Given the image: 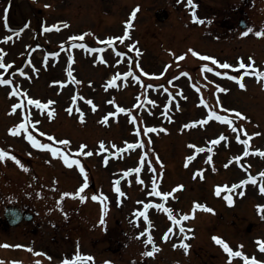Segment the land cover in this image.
I'll list each match as a JSON object with an SVG mask.
<instances>
[{"label": "rangeland", "instance_id": "374dc122", "mask_svg": "<svg viewBox=\"0 0 264 264\" xmlns=\"http://www.w3.org/2000/svg\"><path fill=\"white\" fill-rule=\"evenodd\" d=\"M7 1L12 3V20L14 21L15 18V21L18 24L22 23L20 12L22 9H28V7L31 6H39L37 7V18H34L35 16L33 17L31 12L27 10L31 19L36 22L35 27L38 26L41 19L48 24V22H54L53 20H56L60 15L63 17L64 13V20H70V11L72 14V20L76 23L75 26L77 29L81 30L84 27L88 28L89 32L92 33L90 37L93 40H91L98 45L101 44L102 41L104 44L107 41L106 38L109 39L110 37H113V34L118 37L122 31L120 24L121 21L127 18L125 15H127L128 11H131L136 7L135 5L137 3H140L142 10L138 11L136 14V22L134 23L136 28L133 31V37L140 40L139 49L141 52L140 55H137L134 49L130 53V56H128L125 67L127 70H130L131 60L134 59L135 62L133 66L135 67L136 72H142L140 71V68L142 67L144 71L149 73L147 79H150V81L156 82L161 80L166 81L171 78L174 79L172 82V88H174V92L178 95V101H172L171 103L173 107L172 112H169V114L172 115L171 120L161 123L160 104L162 103L164 96L162 99L158 96H151V92L147 90V96L149 98L146 99L149 103L148 105L151 106L153 110V115H150L153 117L147 116L146 119L143 118L141 124L143 125L147 122L151 124L158 123V127L155 124L149 126L155 127L157 131L146 132L145 129H147L148 126L138 125L141 132L137 133L135 131L137 127H132L130 125L128 117L129 112L119 113L116 105L118 104L121 107H125L129 109V111H132L133 108L145 98L143 95L141 99L138 97H132L135 94L134 91L139 90L140 86H138V84H131L134 87H132L126 96L124 92L121 91H118L121 93H118L117 91L113 92V90L110 93L103 92L105 90L101 86L104 82L102 77L106 76L109 71L107 72V70L101 66L99 68L90 67V69L87 70L85 67L77 64L75 59L81 53L68 45H72L74 42L77 43L76 39L73 40L71 38H77L82 34L73 32L72 30L68 31L71 33L73 32L70 38V35L67 34L68 32L58 33V35L56 33L55 38H52L53 35L52 37L50 34L46 35L48 36V39L45 37V40L48 41V51L50 50L54 53L53 57L48 60L49 70L46 71L45 67L41 68L39 70V75L35 77L37 80H35L34 75H32L29 79V82L32 80L30 82L31 87H28V82L25 81L20 85L21 90L17 86L19 92H26L28 94L25 96L27 99L29 97H34L46 101H55V103H53L55 105L53 110L55 111L56 109L55 114L61 115L59 116L60 119L64 120L63 123L60 124H49L47 118L48 112L45 111V109L33 112V117L38 119L37 122L45 123V127L42 125L40 126L42 132H40L41 135L38 136L37 139L41 142L51 143L53 146L58 145L59 140H70V145H61V147H65L66 150L71 149L70 158L80 160L84 167L86 166V169H89L91 174H96L109 181H112L110 175L116 169H121L125 161H131L127 164L131 165L134 162L136 165L140 166L141 156H144V154L147 153V155L144 156L145 163L143 166L146 167L145 171L148 175L151 174V176H153L152 181L155 179L160 190L169 192L173 189H177L178 185H184L182 189H177L173 193V196L169 197V200L171 201L172 206L176 203V209L179 211L181 210V212H184L185 214H190L191 223L197 228V232L200 236L196 240V242H198H193L195 248L192 249L190 253H186L184 250H180L178 253L169 250L172 246L169 244V241V243L165 245L166 249L159 251V254H164V257L162 258L163 261L158 262V260H154L155 257L161 256L155 255L154 253V255H151L154 256L151 257V264H223L221 261L214 262L212 259L209 260L211 251L214 248L212 247V250L209 248L211 245L208 241L210 240L216 243L212 239L213 236L221 235L223 238L226 237L227 240L230 241V245L232 244L233 247H236L239 244V240L243 242V247L245 248L253 246V243L249 241L251 236H256L264 232L259 228V221L256 220L258 217L262 220L263 214L258 207L257 209L252 210L250 206H240L239 201H237L239 204L237 207H232L228 204L226 206V203L221 204L215 201L216 197L214 191L217 185L215 182L222 178L220 176H211L213 174L209 175L211 178H208L209 176L207 175L210 166H208V170H206V166L208 162L211 163V165L214 163L216 154L215 157H213V152L215 153L218 151L217 160L218 163L221 164L228 155H235L238 153L236 151L245 150L246 146L242 141L249 140V137H251V139L249 140L247 148L260 144L261 145L258 147H264V81L258 80L254 75L249 78L247 76L248 74L246 75L249 71L242 72L241 74H238V72L235 71V66L239 65L241 60H244L249 64L254 62L257 68L264 70V40L256 41L251 32L245 30L243 32L247 33V35H244L243 32H241L242 30L238 31L239 28H237L239 11L243 10L247 2H249L250 7L255 10L259 0H194L195 5L198 6L196 9L197 15L205 20L203 33L202 30L199 29L196 33V37L201 36L198 42H196L194 37L190 38V36H193L190 34V28L189 34H187V31L184 29L183 22L187 24L190 18L189 15L184 14V11H188L192 15L190 8L187 6V0H38L37 4L32 3L31 6L30 4H27L28 2H24L23 0H6V2ZM28 1L34 2L35 0ZM1 6L2 3H0V7ZM158 7L168 9L171 14L174 15L171 17L170 21L156 22L157 20H154L152 14ZM23 12L24 14L27 13L26 10ZM254 13L255 11L252 14ZM67 16L69 17L67 18ZM209 20L211 23H208ZM80 22H85V25H82V23L80 24ZM248 27L254 32L255 29L253 25L249 24ZM171 28L177 30V33L180 34L177 36V42L180 44V47L175 52L169 54L167 49L170 47L173 48V35L171 34ZM180 28L184 30L182 31ZM179 30L181 31L179 32ZM28 32L30 35L33 33L32 29H29ZM59 38L64 40V42L67 41V44L64 46L68 47H60L58 49L56 46L60 43ZM39 39H24L23 42L25 48L22 53L19 51L22 49V42L19 44V49L13 40L9 43L0 42V49H3V52L0 53V55L3 56V62L5 64L18 65L25 60H37L34 50L39 54L40 49L36 46L40 45V48H42L47 45L46 43L39 41ZM190 45L194 46L196 49L193 50L200 52L202 56H212L222 63L227 62L233 65L232 68L221 69L219 64H214L213 61L203 59L209 67L214 68V72L215 69H220L217 72L227 71L229 73V76L227 77L213 74V77L209 78L210 93H207L203 86L199 87L197 85V87H195L194 80L183 79V77L178 80L174 78L183 70L188 73L187 76L192 75L191 79L196 77V79L199 80L203 75V73H201V75H194L193 68L190 66H193L195 62L191 57L188 58L186 56L182 60L176 59V56L181 55L177 52L179 50H184L186 46L190 47ZM35 47L36 49H34ZM90 47H92L91 44ZM202 47L204 48L202 49ZM100 50L102 53L98 58L102 60V63H106L105 57H110L107 45L100 47ZM60 53L61 55L66 56L67 61H70L67 69L70 67L74 72L79 74L75 75L73 72V77L75 79H69V77H67V80L63 79L62 75H67V70L58 67L57 57ZM105 54L107 56H105ZM14 55H21L22 57H20L19 60L18 58H15ZM192 55L194 54L192 53ZM194 56L200 57L196 55ZM78 59L80 60V58ZM81 59L83 58L81 57ZM175 59L177 61H175ZM61 60L63 62L64 58ZM92 60L94 61V59ZM137 60H140V63L137 62ZM110 62H112V60ZM110 62H108L109 64L107 63V65H110ZM137 63H139L140 67L136 66ZM15 70L16 69H13L11 72L12 76L16 78L15 82L23 80L22 78H18L19 74H17ZM9 74L10 68H0V78L7 79ZM232 75L242 76L246 87L243 89L240 88L239 81L231 79ZM254 80L262 82L263 86L261 89L258 88ZM61 81L64 83H60ZM93 81L99 86L98 89L95 88ZM249 82H252V84L250 85ZM218 85L229 89V91L218 92ZM73 89H78L80 91L79 97L84 96L85 98L91 99L93 102H95V99L99 100L102 103L101 106H97L96 110L93 111L92 106L87 102L82 105L76 103L75 107L81 108L77 111L76 108L69 103L72 102L71 98L77 93ZM98 92H102L104 95L99 97ZM10 93L11 88L9 86L0 85V147L17 156L25 167L21 168L10 157L0 160V166L4 168V170H2L3 172L0 170V179L5 176H12L2 182L3 187L8 189H16L19 187H28L30 189V187H32L36 189L40 185H43L45 186L44 191L46 194L47 192L57 190V188H55L56 185L60 187L62 182L68 180L74 190L77 191L78 188L76 181L82 185L84 179L80 177L74 180L70 175L75 174L76 169L79 170L78 165L68 166L65 164L64 169L59 171L58 164H56L55 167L56 157L51 156L50 150L35 148L31 142L27 140L26 132L23 130H20L18 134H12L10 129L17 126L20 121L23 120L24 116L17 113L18 111H12V106L17 101V98L14 94ZM201 94L205 100L208 97L212 98L211 96L213 95L214 102L208 104L209 108L217 111L220 115H227L233 120V124L229 125L216 119H213V121L207 120L206 114H208L209 109L206 108L207 105L199 104L200 98H202ZM93 96L97 97L94 99L92 98ZM218 96L219 102L215 99V97ZM110 97L114 98V100L116 99V104L114 107L112 105L111 108H105L104 105L106 102L110 104ZM63 99H65V101ZM151 101H155L156 103L153 104ZM62 104L63 106L61 107L60 105ZM220 104H223L224 108H221ZM70 107L73 109L71 113L68 111ZM225 108L238 110L243 116L238 118L234 111L226 112L224 110ZM81 112L84 115L83 121L80 120ZM110 112H116L117 115L109 116L108 122L104 123L103 117ZM18 114H20V116H18ZM30 117L32 118L31 115ZM59 117H53L51 120L55 122ZM244 117L247 118L245 119ZM201 120L205 121V123H197L199 124L198 126L185 127V125L190 124L193 121L199 122ZM233 127L236 129L235 131H233ZM164 129H167L168 131H164ZM42 133L47 135H42ZM224 133L227 134L224 135V139L221 140L219 144H216L215 146V144L210 143L214 137L218 138ZM237 136L240 137L239 140L237 139ZM52 137H55V139H52ZM136 139L138 140V143L143 141V144L139 143V147L128 148V144H132V142L133 144H136ZM26 140L28 143L25 142ZM101 141L105 144L109 143L110 145L124 146L127 149V155H125V158H122L119 162L104 166L99 161L100 159L98 155V152H102L100 150ZM194 141L199 144L198 148L204 147L206 150L210 149L213 151L206 152V160L204 163H201L202 167L201 164H199V156H197L199 153L192 152L194 148L190 150L192 154H195L196 156L192 161L189 162L187 159L190 155L187 153L184 155L185 152H188L187 148L194 143ZM85 144L88 146L85 151L92 152V155L83 156L77 151L81 145ZM105 150H107V148H105ZM29 153H31V155H29ZM209 155L212 156L211 161L207 159ZM157 157H159V159H157ZM58 158L63 160L62 156ZM93 158L97 159V161L94 162ZM250 161L251 167L255 173L261 168L264 169V159L255 157ZM97 162L98 167L96 166ZM148 163L150 166L149 169L147 168ZM93 165L94 168L97 167V171L95 172L92 171ZM153 167L156 169L155 172L151 171ZM55 169H57L59 173H56L54 171ZM197 170L202 172V175L204 176L203 181L200 175H195ZM230 170L233 173L231 175H229L230 172L227 168V173L222 172V177H226L225 181L228 180L226 182H229V180H236V178L242 177V173H244V169H234V167H232ZM233 170H236L234 172L241 173L235 174ZM25 172H31L33 179H29L28 175L30 173ZM148 175L142 176L143 179L140 180H142L143 183L140 182L139 186L130 188L131 201H133L135 197L137 198V201L144 199V193L148 189V184L150 182V176ZM75 177H77L76 174ZM257 180L259 179L257 178ZM136 183H138V181H136ZM107 184L110 186V182ZM133 184L134 181L131 182V185ZM91 190L92 189L86 191L85 189L84 192L81 193V195L86 197L83 201L78 196L73 197L75 200L83 202V208L80 210H82L85 215H88L90 207L95 201L92 199L95 192L92 191V193ZM248 191L249 194L254 192L253 190ZM146 198H149V196H146ZM196 202L206 204L214 211L209 212L203 209H196L193 217L192 212ZM256 202L257 205H263L264 203V201H259L258 198L256 199ZM254 213H256L255 216ZM115 214L117 213L115 212ZM158 215L165 217L168 216L164 210H160V212L158 211ZM127 217L129 218L128 225H124L123 228L129 231V233H132V239L130 242L131 250L138 251L140 249L138 241L141 237H138L140 231V228L138 227L139 222H135V220H139V217H137V214L130 215L129 213ZM87 219V230L84 234H88L94 230L97 237L103 242L104 239L101 237L100 233H98L100 230L99 226L97 227L98 223H96L91 217H88ZM33 224L34 222L31 223L30 226H33ZM249 225L250 227H248ZM46 227L47 225L45 224L41 226V228ZM246 227H248L247 230L245 229ZM133 228H135L136 231H134ZM120 230V228L117 229V235L114 237L120 236ZM46 231L47 233L45 232L44 237L49 235L50 238L53 234L57 235V231L54 229L51 230V228H49ZM239 235H242L241 239ZM22 240L23 239L19 238V240L15 241ZM45 241L47 240H44V242ZM118 241L119 238H117L116 242L118 243ZM34 242V251L39 247L44 248L45 244L42 242H38L37 240H34ZM65 251L69 250L66 249ZM121 251L126 255L127 259L132 255L128 250L121 249ZM196 251H198V254ZM93 252L98 259L96 264H105V262L110 264L109 253L103 254L102 250H93ZM31 254L32 252L25 254L19 253L18 256L17 254L9 257L2 256L1 259L3 264H10V262H19L22 257H28ZM41 255H43L42 252H39V255L37 256L35 254L32 259L39 260L44 264H49V262ZM219 256L220 255L216 253V255L213 256V259H219ZM112 258L118 261L121 260L122 264H127V259L123 260V258H118L115 255L112 256Z\"/></svg>", "mask_w": 264, "mask_h": 264}, {"label": "snow or ice", "instance_id": "6c2138e0", "mask_svg": "<svg viewBox=\"0 0 264 264\" xmlns=\"http://www.w3.org/2000/svg\"><path fill=\"white\" fill-rule=\"evenodd\" d=\"M187 6L190 8L191 10V13H192V18L194 21H197L201 24H204L205 23V20L204 19H201L197 13H196V5H195V2L194 0H187ZM139 11V6H137L135 9H133L132 13H131V17L132 19L126 21V24H127V28H131L132 27V20L135 19L136 17V14L137 12ZM8 12V9L6 8L5 9V13ZM5 21H6V26H7V16H5ZM208 23H211V21L209 20ZM27 26V25H26ZM25 26V27H26ZM60 26H63V27H68L67 23H62V25H52L50 27L48 26H45V31H50L51 29H57L59 30V27ZM22 31V29H21ZM253 30L251 28L248 29V32H252ZM255 34L257 36H261V37H264V31H256ZM86 35V34H85ZM129 35L127 29L125 30L124 34L119 36V37H110L108 39V43L111 44L114 40H119L121 43L124 42L125 38ZM244 35H247V33H244ZM84 36L81 35L80 36V39H83ZM11 37H5V40H10ZM71 39L75 40L76 37H72ZM103 43V41H102ZM81 48H87L88 46L86 44H81L80 45ZM129 47H134L135 48V51H136V54L137 55H140V52L141 50L138 48V47H135L134 45H129ZM93 51H95V49H93ZM190 52H193L194 55L196 56H202V54L198 51H195L193 49H189ZM3 52V49H0V53ZM51 55H54L51 54ZM120 55H124V53H120ZM175 55V54H173ZM184 55H181V56H176V59L177 60H182L184 59ZM202 59L204 60H208V61H213L214 64H219L220 65V68L222 69H229V68H232L233 65L230 64V63H227V62H220L219 60H217L216 58L212 57V56H202ZM106 62V61H105ZM29 63H31V60H29ZM137 67H140L139 66V63H137L136 65ZM11 67V64H5L3 62V56L0 55V68H10ZM239 67L242 68V69H248V68H252L254 67V62L249 64V63H246L244 60H241L240 61V64H239ZM167 70V69H166ZM21 72L22 75H27V73H25L23 71V69H20L19 70ZM140 71H142L144 73L145 76H148L149 73L144 71V69L141 67L140 68ZM202 71H205V72H211L213 71V68H210L209 65L207 63H205L203 66H202ZM247 74H251V75H254L258 80H264V70H261L259 68H256L255 72L254 73H246ZM67 75L69 77V79H75L73 77V71L72 69L69 67L68 70H67ZM181 75L183 76H187L188 73L186 72H182ZM216 75L218 76H229V73L227 71H223V72H216ZM120 76V73H116L109 81H108V85L107 86H111V85H115L116 84V81L118 79V77ZM123 76L125 77V79H127L129 76H133L135 77V79L137 81L140 80V77L138 75L135 74V72H132V71H127V72H124L123 73ZM231 79L234 80V81H239V87L240 88H245L246 85L245 83L243 82V77L240 76V75H232L231 76ZM56 83V82H54ZM60 83H64L63 81H61ZM169 83H171V81H169ZM13 84V81L10 80V79H6V78H0V85H11ZM217 91L218 92H228L229 89L227 88H223V87H220L219 85L217 86ZM10 94H14V95H24V96H27L28 94L26 92L24 93H21L19 92L17 89L13 88L11 93ZM79 93L77 92L76 95H74L71 99L73 102H75L77 100V98L79 97ZM217 101L219 102V96L217 97ZM111 103H115V101H110ZM28 103L31 104V105H35L37 109H44V108H47L48 105L50 104H53L55 103V101H52V100H48L46 103H42L40 99L38 98H28ZM87 103L90 104L92 106V110L95 111L96 108H97V105L91 100V99H88L87 100ZM151 103L155 104L156 102L155 101H151ZM200 104L202 105H207V101L205 99H203V97L200 99L199 101ZM23 101L17 103V104H14L12 106V111L15 112L17 109L23 107ZM220 107L221 108H224L223 104H220ZM116 108H117V111L119 113H126V112H129V109L125 108V107H121L120 105H116ZM226 112L228 111H234L236 112V116L237 117H241L243 116L242 113H240L238 110H230V109H224ZM68 111L71 113L73 111V109L70 107L68 109ZM77 111H79V109H77ZM48 115H51V112L48 113ZM117 115L116 112H110L108 113V115H105L103 117V122L104 123H107L108 120H109V116H115ZM207 118L208 120H211L212 118H215L216 120L218 121H222V122H225L229 125H232L233 124V120L228 117L227 115H220L217 111H214L212 110L211 108H209V111H208V114H207ZM245 119L247 117H244ZM80 120L83 121L84 120V115L83 113L81 112L80 114ZM132 120L135 121L136 120V117L133 116L132 117ZM39 123V122H37ZM197 123H205V121L201 120L199 122L197 121H193L191 124H187L185 125V127H192L194 125H196ZM20 130H23L24 132L27 133V140L31 142V144L37 148V149H44V150H50V153H51V156L52 157H60L62 156L63 157V163L68 165V166H72V165H78L79 166V171L81 173H83V179H84V183L80 186V188L75 191V192H72V193H69V192H65L63 193L61 199H63V197H67V196H72V197H79L82 201L86 199L85 196L81 195V193L84 192V190L87 188V180H88V176H87V172L85 171V167L84 165L81 163L80 160L78 159H72L70 158V152H71V149H67L65 147H56V146H53V144L51 143H45V142H41L39 139H37L33 134L32 132H30L28 130V117H25V120L24 122H21L19 123L17 126L13 127L12 129H10V131L12 132V134H18L20 132ZM235 127H233V131H235ZM135 131L137 133L141 132V129L139 127H137L135 129ZM146 132H155L157 131V129L155 127H148L147 129H145ZM164 131H168L167 129H164ZM42 135H47V134H44L42 133ZM52 139H55V137H52ZM224 139V136L221 135L219 139H216V140H213L211 141V143L213 144H219L221 142V140ZM237 139L239 140L240 137L237 136ZM251 139V137H249V140ZM249 140H244L242 141V143L246 146L245 147V151L243 153L244 156H248L249 155V151H248V144H249ZM58 143L60 145H64V146H68L71 144V141L68 140V139H64V140H59ZM140 144H143V141H140L139 142ZM88 146L85 144V145H81L77 151H79L83 156H90L92 155V152H89V151H85V149L87 148ZM113 148L116 147V145H112ZM128 148H135L137 147V144H128L127 145ZM190 147H193V148H197V146L195 144H192L190 145ZM100 150L101 151H104V142L101 141L100 142ZM206 149L204 147H200L198 148V151L199 152H204ZM117 151H122V149H117ZM208 151H211L210 149H208ZM258 155L260 156H264V150H260V149H257L256 150ZM29 155H31V153H29ZM147 153L144 154V156H146ZM144 156H141L140 158V166L139 167H136V168H133V169H129L128 172H140L141 171V168L143 167L145 161H144ZM11 158L14 162H16L21 168H24L25 165L17 158V156L13 155L11 152L5 150L4 148L0 147V160H3L5 158ZM195 157L194 156H189L187 159L188 161H192ZM157 159H159V157H157ZM207 159L209 161L212 160V156L209 155L207 157ZM234 160H240L241 157L240 156H235L233 158ZM232 161H229V164L231 163ZM105 163H107V160H105ZM187 166V164H186ZM228 165L226 164L225 167H227ZM215 170V169H214ZM151 171L155 172L156 169L153 167L151 169ZM126 175L128 173H125ZM195 175H200L201 178H203V175H202V172L200 170H197V173ZM260 177H264V172H260L258 174ZM195 178V176H194ZM137 180H139L141 183H143L142 180H140L139 177H137ZM249 182H251L252 184H256L257 183V177L256 176H253V175H249L247 179H244V180H241L239 182V184H232L230 186L231 189H236L238 188L239 186L241 185H247ZM116 188H115V191L117 193H119L120 195H124L123 192H121V189L119 187V181H116ZM184 187V185H178L177 186V189H182ZM152 188L154 190V193H150V195L154 194L156 197H162L164 199V201H167L169 197H172L173 196V193L177 190V189H173L172 191H169V192H163L160 190L159 186L157 185L155 179L153 180L152 182ZM230 188H229V185L225 184L223 186H220V185H217L216 188H215V195L217 196H221L222 194V191L223 190H228L229 191V194L226 195L224 198L227 200L228 204H233L234 201H233V197L232 195L230 194ZM259 191L261 193H264V180H261L260 183H259ZM240 196H244L245 193L243 191H241L239 193ZM92 199L94 200H101L102 197L100 196H96V195H93L92 196ZM103 199H106V197H104ZM140 203H143V202H140ZM153 207V204L151 202L147 203V204H144V209L143 211H139V215L143 217V219L145 221H149V215H148V209L152 208ZM258 209L261 211L262 214H264V205H257ZM155 208L157 209H163L165 212L168 213V216L169 218L176 222V223H180L179 220H177V217L175 215H173V211L172 209L170 208H167L165 207L164 204L162 203H157L155 204ZM196 209H203V210H207L209 212H213L214 210L210 207H208L206 204H201L199 202H196L195 203V207L193 209V212H192V216L194 217V213H195V210ZM67 215V214H65ZM190 218L189 214H183L182 216V219L183 220H188ZM102 224L104 223V220H103V217L101 218V221H100ZM149 223H151V221H149ZM145 231H148V229H146ZM179 231L181 233H185V240L188 239V236H187V233L185 232V228L183 226V224H180V228H179ZM173 232V229L172 228H169L167 230V232L164 233L163 235V239L164 240H167L169 238V233H172ZM145 233L144 232H141L140 235L143 236ZM212 239L218 244V245H221L224 249V251L226 253L229 254V257H243L244 261H245V264H264V262H261L259 260H257L255 257H252L251 259H249L248 256H246L242 251H234L227 242H225L220 236H213ZM147 242L149 244H152L153 245V248L151 251H146L144 253L145 256H151V255H154L155 251H157V247L155 246V243L153 241V237L150 233V231L148 232V236H147ZM258 244H259V248L261 251H264V239H261L258 241ZM177 246H180V247H183V249L185 250V252L188 251V249L190 248V245L186 242H184V240L182 241H179L178 243H175L173 245V247H177ZM50 258V257H49ZM93 258L91 256H83L81 255V253H79V251H77V253L75 254V257L74 259L72 260H69V259H64L62 261V264H87V261H90L92 260ZM35 264H40V261H36ZM105 264H108V262H105Z\"/></svg>", "mask_w": 264, "mask_h": 264}]
</instances>
